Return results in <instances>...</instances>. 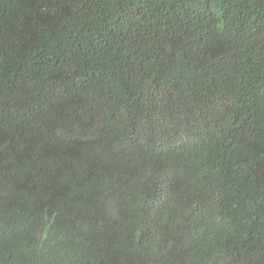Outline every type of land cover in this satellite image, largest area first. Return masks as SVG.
Listing matches in <instances>:
<instances>
[{"label": "trees", "instance_id": "1", "mask_svg": "<svg viewBox=\"0 0 264 264\" xmlns=\"http://www.w3.org/2000/svg\"><path fill=\"white\" fill-rule=\"evenodd\" d=\"M0 264H264V0H0Z\"/></svg>", "mask_w": 264, "mask_h": 264}]
</instances>
